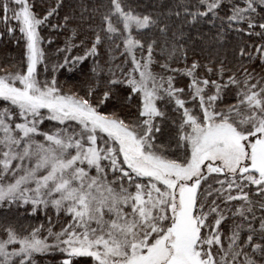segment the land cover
<instances>
[{"label":"snow or ice","instance_id":"obj_1","mask_svg":"<svg viewBox=\"0 0 264 264\" xmlns=\"http://www.w3.org/2000/svg\"><path fill=\"white\" fill-rule=\"evenodd\" d=\"M38 6L0 0V39L23 49L0 67V207L46 222L0 219V264H264V0L183 6L242 38L230 65L189 64L182 32L109 0L91 40L68 29L75 6L51 25L70 31L58 52L83 54L49 69L41 28L65 0ZM89 58L86 89L59 81Z\"/></svg>","mask_w":264,"mask_h":264},{"label":"trees","instance_id":"obj_2","mask_svg":"<svg viewBox=\"0 0 264 264\" xmlns=\"http://www.w3.org/2000/svg\"><path fill=\"white\" fill-rule=\"evenodd\" d=\"M57 0H43L41 5V0H37L39 5L37 8L38 12L43 13L45 8L49 6H54ZM109 0H65V7L59 10L58 15H53L49 18L50 23L45 24L41 28V36L44 38V43L42 47L44 48L45 54L49 56L47 65L49 69L54 63L57 57L65 55H79L83 54L82 49H74L71 53L58 52V48H63L65 44V39L70 35V31L61 28H53L51 25H63V17L65 14L72 13L73 9L71 6H75L74 18L70 21L68 29L77 28L78 35L85 38L86 40H91L93 33L91 29L98 28L101 26V15L99 12H94L95 8H100L101 12L104 10L103 6L107 5ZM133 6L137 8V11L151 14L154 17L159 16L161 20L169 25L172 31L177 32L179 35L183 33L182 43L187 49L188 63L190 64L192 60H198L201 64H208L210 62H220L223 61L226 65L235 63L238 58V48L237 44L241 41V37L238 36L231 29H225L224 35L220 38L219 42L213 37L216 35L219 27V21H217L216 26H212L208 23H201L196 26H190L185 23L184 7L185 5H194L196 0H131ZM80 5H84L88 10L83 12V18H81V12L83 9ZM190 10H195V8H190ZM180 11L181 15L179 17L175 16L174 13ZM94 17V18H90ZM91 26V28L89 27ZM3 29V25H0V30ZM159 36V33H155ZM19 35V33H16ZM51 39L52 44H48L47 41ZM162 39V38H161ZM243 39H247L243 37ZM253 42H258L257 38H253ZM107 45L102 46L100 51V56L98 57L101 65L105 67V71L109 66L110 57L106 50ZM23 49L18 46L11 36H5L0 39V67L11 64H19L22 59ZM119 57V53H114ZM62 58L59 62H62ZM97 58H89L84 64L82 71L78 70L74 74L66 73L61 70L58 73V79L63 83L69 76L73 77L72 82L80 89H86L88 84L92 82L90 68ZM122 57H119L115 63H120ZM56 63H58L56 61ZM174 67H183V63L174 64ZM181 79L185 77H179ZM101 87H103V80H101ZM24 209H17L13 206L9 209L6 205L0 207V219L5 217L12 221H19L21 224L28 225H38L41 222H46L43 213L39 216H26L23 214ZM46 264V262H45ZM51 264V263H50ZM53 264V263H52Z\"/></svg>","mask_w":264,"mask_h":264},{"label":"rangeland","instance_id":"obj_3","mask_svg":"<svg viewBox=\"0 0 264 264\" xmlns=\"http://www.w3.org/2000/svg\"><path fill=\"white\" fill-rule=\"evenodd\" d=\"M72 52H73V51H72ZM62 56H63V55H62ZM62 56L57 57V58L55 59V61H52V63L56 64V61L59 62L60 59L62 58ZM48 58H49V56H47V55L45 54V62H46V63L48 62ZM54 64H52V65H54ZM52 65H51L50 67H52ZM38 69H39L41 72H43V65H38ZM50 69H51V68H50ZM201 74H203V73H201ZM187 82H188V80H187L186 77L183 78V79H181V78H179V77L177 78V84H178L179 86H185ZM41 213H42V212H41ZM49 215H52V216H53V220H55L54 212H53V213H50ZM76 259L82 261L83 259H87V258H76ZM45 262H46V264H50V263L52 264V263H53L52 258L46 259Z\"/></svg>","mask_w":264,"mask_h":264}]
</instances>
